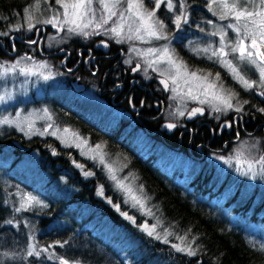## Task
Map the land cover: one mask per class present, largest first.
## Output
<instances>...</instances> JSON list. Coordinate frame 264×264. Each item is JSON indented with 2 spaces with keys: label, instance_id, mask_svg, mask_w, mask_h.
Wrapping results in <instances>:
<instances>
[{
  "label": "trees",
  "instance_id": "16d2710c",
  "mask_svg": "<svg viewBox=\"0 0 264 264\" xmlns=\"http://www.w3.org/2000/svg\"><path fill=\"white\" fill-rule=\"evenodd\" d=\"M36 1L0 0V33H7L0 35V41L11 35L22 34L23 39L31 35L23 18L25 9ZM111 25L110 21L100 29L103 32ZM83 37L91 42L105 38L99 33L75 40ZM33 50L21 45L17 57L39 60ZM10 59L3 56L1 60ZM74 128L85 137L82 127ZM107 137L109 142L89 141L102 145L103 151L121 165L122 173L128 174L146 199L154 222L159 220L156 232L162 236L170 233L169 243L142 233L105 206L95 195L100 186L105 194L108 192L107 182L96 173L89 180L82 176L73 165L86 164L74 151L63 150L51 138L25 139L19 133H9L0 136V264H60L55 257L67 259L69 264H264V189L257 207L251 205L258 189L238 205V190L230 198L223 195L227 181L217 189L208 183L213 177L210 170L205 176L199 173L190 178L185 187L176 182L178 174L171 176L156 160L140 159L124 140L117 141L118 150L112 149L114 141ZM256 147L257 153L264 156L262 140ZM32 152L38 157L35 168L43 173L38 179L16 169ZM9 154L12 160L6 163ZM238 185L242 184H237L236 189ZM67 188L72 191L69 197ZM22 192L33 195L40 203L16 213L17 198ZM177 237H184L181 247L191 248L196 255L176 251L172 245L178 242ZM32 245L39 256L28 255Z\"/></svg>",
  "mask_w": 264,
  "mask_h": 264
},
{
  "label": "flooded vegetation",
  "instance_id": "af4514ba",
  "mask_svg": "<svg viewBox=\"0 0 264 264\" xmlns=\"http://www.w3.org/2000/svg\"><path fill=\"white\" fill-rule=\"evenodd\" d=\"M198 10L208 16L202 7ZM196 18L199 19L197 25L203 23L202 18ZM164 23L166 25L168 21ZM193 23L192 18L189 23L191 30L188 31L192 35L195 34ZM56 28L59 29L40 24L30 29L31 35L26 39L22 34L3 39L0 41V60L3 56L8 59L17 57L21 45L34 48L32 52L39 56V60H45L54 73L61 74L60 90L50 94L47 102H51L49 104L54 113L68 121L72 129L76 125L82 127L87 139L79 134L80 137L98 142L108 136L111 142L114 141L112 149L117 150L120 144L117 141L124 140L128 148H134L140 159L149 162L154 161L163 149L202 164L208 154L224 155L228 147L245 138L264 143V112L258 111L264 108V97L256 94L257 89L245 91L230 80L228 72L187 52L181 43L186 42L190 35L173 39L171 48L191 67L189 70L219 72L224 86L237 93L241 102H248L243 104V111L233 110L220 115L216 111L210 112L198 101L185 98L182 102L180 96L173 99L171 81L169 90H165L160 83L165 77L145 69L140 58L129 53L126 46L112 44L105 39L86 41L84 37L47 45L46 41L52 33L61 34L54 30ZM100 41H105L107 45H99ZM129 60L131 62L126 63ZM195 106L204 109L202 117L188 116ZM178 110L185 114L180 116ZM164 123L174 124L175 127L162 128ZM137 136L144 138L141 142L146 144L150 153L139 148L138 144H130L131 140L137 142Z\"/></svg>",
  "mask_w": 264,
  "mask_h": 264
},
{
  "label": "snow or ice",
  "instance_id": "6c2138e0",
  "mask_svg": "<svg viewBox=\"0 0 264 264\" xmlns=\"http://www.w3.org/2000/svg\"><path fill=\"white\" fill-rule=\"evenodd\" d=\"M180 5V12L175 16L173 23L176 28L179 29L182 23H188L189 13L187 12L188 0H177ZM56 3L63 9L59 10L50 19L42 21L44 24H51L53 27H58L61 31L67 28L69 35L75 33L83 35L85 37L89 35L99 34L98 29L108 25L110 21L115 17V21L112 26L105 29V34L113 35L117 38V43H123L125 40H139L144 43H151L153 40H169V36L166 32V25L162 20L156 17V9L160 8L161 3H164L169 11L175 9L173 0H152L153 8L148 10L144 6L143 0H56ZM97 7H93V4ZM121 4L124 5L121 8ZM215 5V7H213ZM36 9L39 8L37 4ZM209 11L214 16H218L219 20H226L231 18V22L219 25L215 27V31L209 33L211 36H218L219 43L217 47H213L209 43L208 47L203 49H197V54H204L207 59L214 60L222 68L226 69L231 78L236 81L242 89L245 91L257 89L256 94L264 97V0H209L207 5ZM27 14L29 30L34 27L31 23L32 15L29 13V9H25ZM61 17H63L61 19ZM208 23H213L208 21ZM91 28V31H85V29ZM204 31L203 29H200ZM231 30L234 33V37L228 40L227 32ZM0 35H7V33H0ZM36 43V41H32ZM132 51L136 52L138 56L145 57V64L148 68H152L153 71H158L164 79L160 80L165 90H169V81H171V91L174 93L173 99L176 96H180L182 102L185 98L193 101H198L200 104L208 103L213 111H227L228 109L235 108V111H243V104L247 101L241 102L238 99V94L230 89L225 88L224 83L221 81L220 73L217 72L215 76L212 73H205L202 70L195 69L189 70V66L182 60L174 49H171L168 44H163L159 47H149L147 49H136ZM231 57V58H229ZM150 58V59H149ZM31 60V57H22L16 60L12 64L0 63V79L6 80L9 76H37L47 81L53 78V74L49 72L45 75L42 71H33L34 68L44 69L47 68V63H41L39 65L33 64L31 67L27 65L20 67L23 61ZM235 61V63H234ZM131 61H126L130 63ZM164 64L166 67L162 70L158 66ZM139 67V65L137 66ZM243 70V71H242ZM248 72H254L257 74V79L250 80L246 78ZM146 74V72H145ZM211 97V99H209ZM11 93L5 92L4 95H0V104H4L9 100H12ZM236 100L234 106L233 100ZM44 115L40 118L46 120H52V116L48 113L47 109L42 110ZM260 112H264V108L258 109ZM203 114L202 108H194L189 112V116H195L197 114ZM178 114L183 116L184 111L178 110ZM31 115L25 117L26 121H30ZM54 123V122H53ZM0 125L15 126L21 131L24 128L21 127L19 120V114L16 119H10L5 116L0 119ZM28 127L31 128V122L28 123ZM52 127V124L47 125ZM168 128H174V124H168ZM65 133L70 132L69 129H64ZM43 135L44 133H40ZM55 135V132L49 133ZM73 137L79 138L78 133H71ZM81 143L86 144L87 140L79 138ZM71 146V145H67ZM80 147V144H76ZM253 148L256 146L253 145ZM93 155L90 157L93 160L99 159L101 164L105 163V156L107 153L103 151V146L96 144L91 149ZM84 154V153H82ZM221 159H225L221 157ZM235 160L238 164L246 165V167H237L235 170L241 175L249 176L251 179H264V156L255 158L254 160H242V153L237 152ZM233 157L225 159V163L232 165ZM78 168H83V165L76 164ZM110 179L116 181L117 186L126 191L132 201V207H139L143 209L145 207L144 201L133 193L131 186L126 185L123 180L118 179L115 173L112 171L109 165ZM85 176L93 175L91 172H85ZM100 194L103 195V187L100 189ZM33 201L39 204V200L35 197H28L27 202L31 204ZM111 203V201H109ZM23 207V205L21 206ZM117 211L119 206L114 205ZM20 209H17L19 211ZM126 216L127 219L135 223L134 216H128L127 213H121ZM147 215H153L149 209ZM11 223V221H8ZM157 223L149 226L147 222L139 225V227L147 233L148 236H154L157 240H163L164 243H169L167 237L170 233H165L163 236L156 232ZM177 239L183 240L184 237H177ZM61 247L63 245L61 244ZM173 248L178 252H187L188 255H196L195 251L191 248L180 247L173 244ZM47 251V249H44ZM35 254L40 255V252L36 250L35 245L31 246V250L28 252L29 256ZM7 256V253L4 254ZM49 256L48 259H52ZM60 261V264H69L67 259L61 257H55ZM76 264V262H74Z\"/></svg>",
  "mask_w": 264,
  "mask_h": 264
},
{
  "label": "rangeland",
  "instance_id": "374dc122",
  "mask_svg": "<svg viewBox=\"0 0 264 264\" xmlns=\"http://www.w3.org/2000/svg\"><path fill=\"white\" fill-rule=\"evenodd\" d=\"M145 8L148 10H152L153 4L152 0H143ZM259 0H256V3H258ZM173 3L176 5L175 9L172 11H169L164 3H161L160 8L156 9V17H158L160 20L163 22L166 20L168 21V24H166V32L169 36V40H153L150 44L149 43H144L139 40H125L123 43H117V38L114 37L113 35L105 34V31L102 32V30H99V33L104 36L106 41H111L113 44L117 45H122L123 47L126 46L128 48L129 53L132 52L133 56H137L140 58L141 62L143 63V66L145 69H151L148 68L147 65L145 64V57L143 56H138L136 52L132 51L133 48L136 49H147L149 47H159L163 44H168L169 47L171 48L173 45V39L177 40L180 39L181 37H185L184 35L187 36L190 35L187 38V41H183L181 44L183 48L187 51L192 53L197 59L199 58H204L207 62H212L214 63L216 67L218 66L219 68H222L219 64L215 63L214 60H209L204 54H197V49H203L205 47H208L209 43L212 44L213 47H217L219 43V37L218 36H211L209 33L212 31H215V27L219 25H224L229 22H231V18L226 19V20H219L218 16H214L211 11H209L207 5L209 3V0H188V5L189 7L187 8V12L189 13L188 16V23H182L181 27L179 29L176 28L175 24L173 23V20L176 15L179 14L180 12V5L177 2V0H173ZM39 5V8L36 9V5ZM94 7V4H93ZM124 5L121 4V8H123ZM199 7H202L206 13H208V16H205L204 13L198 10ZM215 7V5H213ZM62 12L63 9L56 3V0H38L34 4L29 7V13L32 15V21L31 23L36 26L42 23L43 20L45 19H50L53 15L57 13V11ZM194 11V14L192 13ZM199 16L202 18L203 23L202 24H196V21L199 20L196 17ZM210 16V17H209ZM63 17H61L62 19ZM192 18L194 19V26L193 30L195 34H189L191 30V27L189 26L192 21ZM115 17H113V20L111 21L112 24L115 21ZM23 22L26 25V29L29 30L28 27V20H27V14L24 13V18ZM207 20L211 21L213 23H208ZM165 24V23H164ZM51 24H48L50 26ZM52 26V25H51ZM112 26V25H111ZM110 26V27H111ZM206 27V28H205ZM109 28V27H108ZM187 28V29H185ZM200 29H203L204 31H201ZM89 29H85V31H88ZM82 36L78 34H71L69 35L67 32V28L63 31H61V34L59 35L58 33H52L50 37H48L46 44L51 45V42L57 43V44H62L63 41L65 40H75V37ZM227 37L228 40L233 39L234 33L231 30H228L227 32ZM207 43V44H206ZM173 49V48H171ZM175 50V49H174ZM176 53V52H175ZM25 57V56H21ZM231 58V57H229ZM20 59L19 57L13 58V60L10 59L8 60H0V63L3 64H12L16 60ZM150 59V58H149ZM45 60H42L39 62V60H25L22 62L20 67H23L27 65L28 67H31L33 64L39 65L41 63H45ZM48 63V62H46ZM235 63V61H234ZM48 65V64H47ZM160 69H164L166 66L164 64H160L158 66ZM191 68V67H189ZM225 72H227L226 69L222 68ZM192 70V69H191ZM190 70V71H191ZM33 71L40 72L42 71L45 75H47L49 72L53 74V78L49 79L47 81L43 80L42 78H38L37 76H28L25 77L23 75L19 76H9L8 79L2 80L0 79V95H4L5 92L7 91L8 93H11L13 96L12 100L7 101L4 104H0V119H3V117L7 116L10 119H16L17 115L19 114V120L21 123V127L24 128V131H21L17 127L13 126H8V125H0V136H3L5 134H14V133H19L22 135L23 138L25 139H31L38 137L40 139L45 140V138H51L55 142H58V146L62 148L65 151H74L75 155L77 158H81L86 165H83V168H78L76 166V162L74 163L73 166L76 167V170L82 174L87 180L93 178L95 176L100 177V179H103V182H107V190L108 192L105 194L104 189H103V195L100 194V189L102 186L97 188L96 195L100 201H103L105 206L113 208L116 212L119 213V216L121 220L124 221H130L127 219L126 216L122 215L121 213H127L128 216H134L135 217V223L132 221L131 224L135 225L138 227L142 233L143 231L139 225L147 222V221H152V215H147L148 206L146 199L144 196L140 194V192L135 188L133 181L129 179L128 174L122 173V167L120 164H118L117 160H113L110 156L106 155L105 156V163L101 164L99 162V159L97 158L96 160L91 159L90 157L93 155L91 152V149L95 147V144H89L90 142L87 140V143H81L79 138H83L82 136L79 138L73 137L71 133L74 132L72 129L71 125L69 124L68 121H64L63 118L56 113H54L52 106L49 104L51 102H47V98L50 94H53L57 90H60V81L59 79L61 76L52 71L50 69V65H48L47 68L40 69V68H34ZM158 75V71H154ZM215 76L216 71L210 72ZM160 75V74H159ZM229 75V74H228ZM161 76V75H160ZM230 76V75H229ZM246 78L250 80H255L257 79V74L254 72H248L246 75ZM230 80L234 81L231 76ZM236 82V81H235ZM237 83V82H236ZM237 85H239L237 83ZM240 86V85H239ZM226 88V87H225ZM240 88H242L240 86ZM211 99V97H209ZM200 104V103H199ZM234 106L236 105V101L233 100ZM205 107H208V110L212 112V107L208 104L205 103L203 104ZM44 109L48 110V113L51 114L52 120H46L42 119L44 115L43 111ZM233 109H228L227 111H220V115H223L229 111H233ZM29 114H34L31 115L30 121H26L25 117H29ZM31 122L32 127H28V123ZM54 122V123H53ZM52 124V127H47V125ZM67 128L70 130V132L65 133L64 129ZM55 132V135H51L49 133ZM40 133H44L41 135ZM76 133V132H74ZM137 142H133L132 140L130 141V144H138L140 146L139 148H144L145 152H149L148 147L146 144H144V138L141 136L136 137ZM139 142V143H138ZM79 143L80 147H77L76 144ZM260 142L259 141H251L248 138H245V140L240 141L237 144H234L233 147H230V150L226 152V154H214L212 153L207 155V158H205V162L202 164L200 162H195L190 160L189 158L183 156L181 157L177 153H170L169 151H164L163 149L161 150V153H157V157H155V162L158 164L161 168L163 167L168 174L171 176L174 174H178L179 178L176 182L181 183L182 186L187 187V182L189 181L190 178H194L197 174L202 173V176H205V172L207 170L211 171L212 178L208 179V183H213L215 185V189L218 188V186L223 185V183H226L224 185V190H223V195L227 198H230L236 191L238 190L239 192V197L237 199L238 205H241L243 203L242 199H248L250 194H252L253 191L256 189L259 190V193L256 195L254 198V202L251 206H258L259 204V198H260V191L264 189V179H260L259 177L257 179H251L249 176H244L241 175L239 172H237L235 169L237 167H246V165L238 164L235 160V157L237 155V152L242 153V160L247 159V160H254L255 158L260 157L257 153V147L253 148L252 146H259ZM71 145V146H67ZM142 151V150H141ZM144 151V150H143ZM84 153V154H82ZM150 153V152H149ZM221 157L227 159L229 157H233V162L232 165L230 166L229 164L225 163V159H221ZM26 160L23 162H19L17 164L16 169L19 171L24 172L25 176H32L35 179L41 178V175L43 176V173L40 172L36 167V162H37V154L35 153H30L27 156H25ZM6 163H9L12 160V156L9 154L5 157ZM79 164V163H78ZM109 165L111 166L112 171L115 173V175L118 177V179L123 180V182L126 185H129L133 189V193L140 197L144 203L145 207L143 209L139 207H132V201L129 198V195L126 191L122 190L117 186L116 181H113L110 179V170H109ZM85 172H91L93 175L85 176ZM42 173V174H41ZM227 179V180H226ZM241 183L242 185L237 187L236 185ZM21 192V191H20ZM72 191L70 188H67V195L68 197L71 195ZM34 197L33 195L27 193L25 194L24 192L20 193L17 198V209H20L19 211L26 210L28 207H37L39 204L35 203L33 201L31 204L27 202L28 197ZM111 201V203L109 202ZM119 211H117L116 207L114 205H119ZM23 205V207H21ZM122 210V211H121ZM15 211V210H14ZM19 211L16 210V213ZM84 211V210H83ZM21 213V212H19ZM22 215V214H19ZM100 219H96V221H99ZM22 221V220H21ZM136 221H140L139 223H136ZM142 222V223H141ZM149 226H152L156 224L149 223L147 222ZM157 231V227H156ZM146 233V232H145ZM181 240H178L176 245H179L181 247ZM175 249V248H174ZM176 250V249H175Z\"/></svg>",
  "mask_w": 264,
  "mask_h": 264
},
{
  "label": "water",
  "instance_id": "95a60500",
  "mask_svg": "<svg viewBox=\"0 0 264 264\" xmlns=\"http://www.w3.org/2000/svg\"><path fill=\"white\" fill-rule=\"evenodd\" d=\"M55 31H57V32H60L61 33V30H59V29H54ZM12 38H14L15 40H17V38L15 37V36H13ZM18 41V40H17ZM99 45L100 44H102V46H104V45H107V43L104 41V42H102V41H100L99 43H98ZM1 45V44H0ZM194 108H200L199 106H195V107H192V109H194ZM202 108V107H201ZM191 109V110H192ZM203 109V108H202ZM204 113H205V111H204V109H203V114H197L196 116H199V117H202L203 115H204ZM188 116H189V112H188ZM190 117V116H189ZM168 125V123H164L163 124V126H162V128L163 127H165V126H167Z\"/></svg>",
  "mask_w": 264,
  "mask_h": 264
}]
</instances>
